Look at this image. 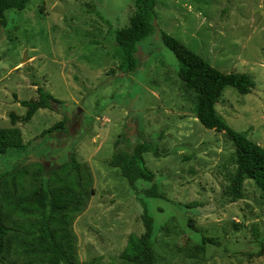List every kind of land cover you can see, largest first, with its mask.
Segmentation results:
<instances>
[{
  "label": "rangeland",
  "instance_id": "374dc122",
  "mask_svg": "<svg viewBox=\"0 0 264 264\" xmlns=\"http://www.w3.org/2000/svg\"><path fill=\"white\" fill-rule=\"evenodd\" d=\"M132 1L31 0L5 13L0 128H12L10 113L25 114L19 101L37 99L34 85L61 103L59 113L41 109L14 126L27 148L0 155L4 180L16 183L6 189L16 196L68 185L84 193L69 224L76 264H130L121 253L130 235L144 232L141 202L153 219L155 264H264V253L256 254L264 198L248 180L242 200L224 198L234 171L232 143L197 121L195 95L160 39L164 32L220 72L251 78V93L227 87L215 110L264 148V0H155L153 32L139 44L136 70L127 73L114 32L128 26ZM65 119L64 133L41 136ZM139 143L152 145L143 159L164 199L144 196L150 183H136L134 192L108 166L114 152ZM34 219L14 216L8 227L23 234Z\"/></svg>",
  "mask_w": 264,
  "mask_h": 264
},
{
  "label": "trees",
  "instance_id": "16d2710c",
  "mask_svg": "<svg viewBox=\"0 0 264 264\" xmlns=\"http://www.w3.org/2000/svg\"><path fill=\"white\" fill-rule=\"evenodd\" d=\"M31 0H0V23L5 25V13L10 10L22 11ZM133 15L128 26L114 32V40L122 59V69L127 73L136 70V57L139 44L153 32L155 21V0H133ZM162 45L168 49L178 62L177 76L187 91L195 95L194 112L197 121L207 130L223 133L232 143L234 171L230 182L223 193L230 202L242 200L245 181H251L264 198V148L255 144L245 134L233 131L219 116L215 105L227 88L235 89L240 95L251 93L254 83L246 74H225L213 68L201 57L193 53L173 37L161 32ZM36 87L37 99L19 101L26 109L23 116L8 115L12 128H0V155L10 150L25 151L27 145L16 123L27 124L39 110L60 112V101L56 100L44 88ZM66 120H62L41 134L48 137L55 133L65 132ZM152 145L139 143L130 151L114 152L108 166L118 169L129 187L138 193L136 183L152 184L154 174L147 169L143 156L149 153ZM69 163H74L71 158ZM0 170V185L3 195L0 200V264H13L10 257L25 258L26 264H76L73 258V244L69 231L72 215L77 214L82 206L84 193L75 191L68 185L53 188L40 186L37 190L10 195L6 185L15 188V178ZM16 189V188H15ZM146 198L164 199L158 193L155 184L141 191ZM141 220L144 232L141 236L130 235L127 245L121 253V260L130 264H155L156 258L151 248L150 239L153 232V219L141 202ZM14 216L26 219L35 217L34 228L21 233L18 229L9 228ZM257 256L264 253V236L256 240Z\"/></svg>",
  "mask_w": 264,
  "mask_h": 264
},
{
  "label": "flooded vegetation",
  "instance_id": "af4514ba",
  "mask_svg": "<svg viewBox=\"0 0 264 264\" xmlns=\"http://www.w3.org/2000/svg\"><path fill=\"white\" fill-rule=\"evenodd\" d=\"M262 10H263V13H264V3H263V5H262Z\"/></svg>",
  "mask_w": 264,
  "mask_h": 264
}]
</instances>
